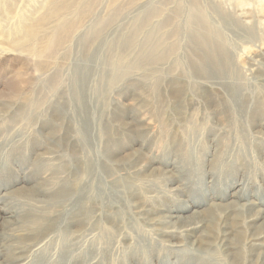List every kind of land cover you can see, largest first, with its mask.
I'll return each mask as SVG.
<instances>
[{
    "label": "rangeland",
    "instance_id": "374dc122",
    "mask_svg": "<svg viewBox=\"0 0 264 264\" xmlns=\"http://www.w3.org/2000/svg\"><path fill=\"white\" fill-rule=\"evenodd\" d=\"M50 1L0 0V230L29 193L25 212L56 226L46 264H260L247 226L264 221V0H80L86 15L40 25ZM47 139L51 168L33 173Z\"/></svg>",
    "mask_w": 264,
    "mask_h": 264
},
{
    "label": "bare ground",
    "instance_id": "6f19581e",
    "mask_svg": "<svg viewBox=\"0 0 264 264\" xmlns=\"http://www.w3.org/2000/svg\"><path fill=\"white\" fill-rule=\"evenodd\" d=\"M259 1L262 2L263 0H259ZM88 7H89L88 3L86 2L81 3L80 0L75 2L74 5L72 3V0L71 1L51 0L48 4L47 12L45 13L44 17L40 20L39 24L44 25L47 21L53 18H56V17H59L60 19H62L65 13H68L72 9H75V8L78 9L79 14L82 13L83 15H86ZM69 29H70V26L68 24H66L64 27L61 25H57L56 27H54V29L50 31L52 34L47 37L48 39L47 47H50L52 45L55 46L59 44L60 41L63 39L62 34L63 33L68 34ZM34 37H35L34 31L31 33L28 32L22 39L16 42V45L23 47L25 45L31 44L34 41L33 40ZM34 149H41V150L44 149V150L41 154H38L36 152L35 156L37 157V159L34 160L36 161V165L35 166L33 165V169H34L33 173L36 171H40L42 167H44L47 171L49 167L51 168V162L55 158V155L49 152L48 139H47L46 146H40V144L32 145V152L34 151ZM21 161L24 162V160H21ZM178 164L182 165L181 162H178ZM14 195L16 196V198H14L16 202L9 200L6 203H8L10 206L13 204L15 208L13 207L9 208L10 206L8 205V208L7 209L5 208V211L3 210L4 217L6 219H13L14 223H10L8 221L5 222V225H4L5 227H3L0 230V238L7 240L13 235H15L16 233H18V232H14L15 229H20V228L29 227L30 233L23 241L15 242L14 246H12V243L9 244L10 256L7 259L4 258L0 260V264H46L44 260V256H42L45 252L46 245L48 242L46 238L48 237L49 233L55 230L56 226L52 225L51 221L48 224L44 225V222H45L44 216H40V215L39 216H29L28 212H25V210H29V208H27L26 206L24 207L25 204L16 200V199H24V200L30 201L32 200L33 195L29 193H20V194H14ZM50 200H55V199L51 198ZM230 204L221 206V207L218 206L217 208H214V210H217V211L218 210L220 211L231 210L234 208L233 207L234 205L231 204L232 205L231 206ZM0 211H2L1 208H0ZM18 212L20 214L17 215ZM234 215L235 214H233V216ZM260 219H262V216L260 213L257 215L248 216L249 223H252ZM179 221H180L179 216L172 215L170 217L168 224L172 226L173 224H177ZM75 224H78V221H75V223L73 222V225ZM9 225H11V227ZM201 225L202 223L201 224L193 223L185 227H180L177 230L176 229L171 230V232H178V233L187 232L188 235L189 234L191 235L195 231H199V229L201 228ZM77 226L79 227V224ZM12 227H14L15 229H12ZM247 228L248 230L255 229V231L251 233V236H252L251 242H257L261 238H264L263 237L264 236V221H262L261 224L256 227H254L253 224H250L247 226ZM20 231L22 230L20 229ZM69 235L71 237L72 246L75 249L74 251L75 252L82 251L83 245L81 244V240L84 237L81 236V233L79 232V230L70 232ZM227 236L228 235L226 231H224L223 238L220 239V244L222 245L226 253L236 248V242L233 243L232 241H230L229 244L227 243L228 241L226 239ZM187 245H190L191 247L196 246L194 245V242H191L190 244H187ZM196 249H199V248L196 246ZM68 259H71L75 262L78 258L75 257V253H74ZM256 260L257 261L259 260L260 264H264V259H262V255H260V257L256 256Z\"/></svg>",
    "mask_w": 264,
    "mask_h": 264
}]
</instances>
